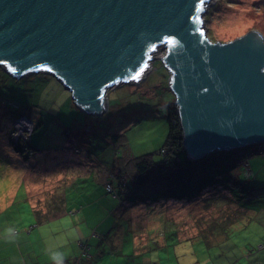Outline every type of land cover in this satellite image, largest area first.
I'll return each instance as SVG.
<instances>
[{"label": "rangeland", "instance_id": "obj_1", "mask_svg": "<svg viewBox=\"0 0 264 264\" xmlns=\"http://www.w3.org/2000/svg\"><path fill=\"white\" fill-rule=\"evenodd\" d=\"M209 2L210 40L252 29L264 39V0ZM163 54L156 50L137 80L107 90L101 115L80 109L50 74L15 78L0 66V264L72 262L80 243L89 246L91 264H236L264 245V201L255 217L245 200L217 187L189 201L135 205L106 191L123 159L162 157L174 104ZM18 115L26 128L13 124ZM30 134L34 154L26 149ZM250 179L255 206L261 188Z\"/></svg>", "mask_w": 264, "mask_h": 264}, {"label": "water", "instance_id": "obj_2", "mask_svg": "<svg viewBox=\"0 0 264 264\" xmlns=\"http://www.w3.org/2000/svg\"><path fill=\"white\" fill-rule=\"evenodd\" d=\"M209 1L0 0V66L50 74L101 115L107 90L137 80L161 48L188 158L264 143L263 35L210 40Z\"/></svg>", "mask_w": 264, "mask_h": 264}, {"label": "trees", "instance_id": "obj_3", "mask_svg": "<svg viewBox=\"0 0 264 264\" xmlns=\"http://www.w3.org/2000/svg\"><path fill=\"white\" fill-rule=\"evenodd\" d=\"M19 117L22 115L16 116L13 120ZM167 122L168 132L159 151L162 155L161 159L155 160L152 155H143L136 158L134 162L123 159L118 165L117 179H111L112 182L116 181L115 188L110 183L106 184L112 188L110 193L117 191L116 196L120 197L121 201L125 199L128 203L135 205L162 200L187 199L189 201L194 199L195 195L199 196L202 191L217 187L227 191L232 200L246 202L251 200L247 199L256 190V187L248 180L251 174L246 168V176L243 178L236 174V171L242 165L246 167V161L250 157L264 155L248 153L253 147L250 145L230 151H215L199 160H192L186 156L183 148L182 129L177 109L172 103L167 106ZM72 126L75 125L72 124L69 127L73 128ZM28 139L26 149L34 154L38 150L31 146V134ZM118 139L119 137L114 136L112 142ZM106 191L109 192L107 189ZM261 194L259 199L262 198ZM249 203L251 204V201ZM79 247L81 249L79 258L65 264H81L82 256L85 258L90 256L89 246L81 243Z\"/></svg>", "mask_w": 264, "mask_h": 264}, {"label": "crops", "instance_id": "obj_4", "mask_svg": "<svg viewBox=\"0 0 264 264\" xmlns=\"http://www.w3.org/2000/svg\"><path fill=\"white\" fill-rule=\"evenodd\" d=\"M39 74H41V73H39ZM252 157H250V158H252ZM261 157H263V158H260V159H250L249 158L250 160L247 159L246 167H244L242 165V166H240V168L236 172H237L238 175H240L241 177L244 178L246 176L245 175V169L246 168L248 169V172L251 174L250 177H255L256 183L261 188V190L258 191L259 193L257 194L256 200H262L261 202H263L264 201V194L262 193V191H264V156H261ZM245 179L247 180L248 178H245ZM249 181L251 182V179ZM260 193H262L261 194L262 198L259 199ZM250 199H251V196L247 200H250ZM256 203L257 204L255 206H253L249 202H247L248 207L246 208V212L253 214L255 217L260 212H262V210H260L261 207H262V206H260V202L256 201ZM262 214L264 216V209H263V213ZM263 238H264V236H263ZM80 255H81V253H80ZM89 257L85 258V257L82 256L81 257L82 260H80L81 264H91V260H90ZM26 264H29V263H26ZM32 264H39V263L33 262ZM51 264H57V261H54ZM63 264H65V263H63ZM236 264H264V245H259L255 252L250 250V253L245 252L244 254H241L240 260Z\"/></svg>", "mask_w": 264, "mask_h": 264}, {"label": "built area", "instance_id": "obj_5", "mask_svg": "<svg viewBox=\"0 0 264 264\" xmlns=\"http://www.w3.org/2000/svg\"><path fill=\"white\" fill-rule=\"evenodd\" d=\"M21 118V117H19ZM19 118H17L13 124H17L19 123ZM22 118H25V117H22ZM28 120V119H27ZM19 125L22 127V128H26L27 125H24V127L22 126L23 124L19 123ZM16 127V125H15ZM21 128V129H22ZM20 130V129H19ZM248 153L250 154H261V155H264V143H261V144H254L251 151H249ZM239 154H242V152H239ZM106 189L111 192L112 191V188L109 186V185H106Z\"/></svg>", "mask_w": 264, "mask_h": 264}, {"label": "snow or ice", "instance_id": "obj_6", "mask_svg": "<svg viewBox=\"0 0 264 264\" xmlns=\"http://www.w3.org/2000/svg\"><path fill=\"white\" fill-rule=\"evenodd\" d=\"M205 0H199V4H204ZM196 10L199 11V5H197ZM171 42V41H170ZM0 63H2V61H0ZM49 71H52V69H48ZM144 68H141L139 72H136V75L132 77L133 80L137 79L138 77L141 76V74L144 72Z\"/></svg>", "mask_w": 264, "mask_h": 264}, {"label": "bare ground", "instance_id": "obj_7", "mask_svg": "<svg viewBox=\"0 0 264 264\" xmlns=\"http://www.w3.org/2000/svg\"><path fill=\"white\" fill-rule=\"evenodd\" d=\"M210 1H211V0H210ZM209 3H210V2H209ZM228 19H229V20L232 19L230 22H228L229 24H235V25L237 24V20H238L237 18H234V17H228Z\"/></svg>", "mask_w": 264, "mask_h": 264}]
</instances>
